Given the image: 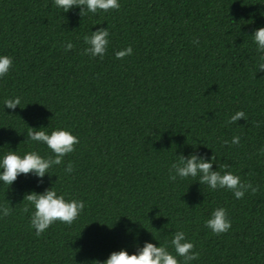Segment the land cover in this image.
I'll return each instance as SVG.
<instances>
[{
	"label": "trees",
	"instance_id": "16d2710c",
	"mask_svg": "<svg viewBox=\"0 0 264 264\" xmlns=\"http://www.w3.org/2000/svg\"><path fill=\"white\" fill-rule=\"evenodd\" d=\"M119 3V11L81 17L54 0H0V56L13 59L0 79V161L9 151L53 155L28 138L29 128L79 138L42 182L31 174L10 187L0 181V207L12 208L0 212V264H103L145 242L176 255L177 231L200 253L190 264H264V53L251 37L264 27V0ZM100 28L110 34L106 55H84V37ZM129 46L132 55L116 59ZM15 97L20 107L6 108ZM238 111L247 121L229 124ZM192 154L215 155L213 171L227 163L259 191L236 199L199 177L170 181L177 156ZM52 187L85 208L71 227L56 222L37 237L24 197ZM219 207L232 226L217 236L205 222Z\"/></svg>",
	"mask_w": 264,
	"mask_h": 264
},
{
	"label": "clouds",
	"instance_id": "9594fccd",
	"mask_svg": "<svg viewBox=\"0 0 264 264\" xmlns=\"http://www.w3.org/2000/svg\"><path fill=\"white\" fill-rule=\"evenodd\" d=\"M54 4L62 9L64 13L79 8L81 17L88 13L119 11L121 7L119 0H54ZM109 35L108 29L100 28L92 32L91 36H85L84 42L88 47L84 49L83 54L103 59L108 50ZM251 37L257 46V52L264 53V27L255 30ZM193 43L198 44L199 41L194 40ZM73 48L74 45L71 42L65 45V51H71ZM132 53L133 49L129 46L124 50L117 51L115 56L116 59L120 60L132 55ZM12 65L13 59L11 57L0 56V79L9 73ZM257 68L259 72H264V55H259ZM4 103L6 108L14 110L17 106L20 107L21 98L7 99ZM241 119L247 121L245 113L238 111L231 116L228 123L235 124ZM27 136L34 142L47 145L53 155L44 158L36 151H31L21 157L15 151H9L0 161V169L3 170L0 173V181L8 187L20 175L31 174L38 177L42 182L54 166L62 165L64 158L76 151V145L79 144V138L65 130L53 131L49 135L42 129L29 128ZM224 144L228 145L229 142L226 140ZM231 144L239 145L240 137L234 136ZM260 154L264 155V149L260 150ZM214 161H216L215 155L210 158V161L209 158L198 154H192L188 157L177 156V162L169 168V180L175 182L177 177L180 179L199 177L200 185H207L213 191L218 189L230 191L236 199H242L246 192L251 191L255 195L259 191L258 185L253 186L251 182L242 181L240 176L227 171L229 168L227 163L220 164L217 162L218 168L225 171H213ZM64 170L70 174L74 171V165L69 162ZM24 201L27 202L23 208L24 213H28L30 207L34 208L31 215V227L35 229L37 237L45 233L56 222L71 227L79 219L85 208L83 201H68L63 195H58L53 187L46 189L42 194L28 193L25 195ZM0 212L4 217H7L11 215L12 208L10 206L0 207ZM205 226L214 235L226 234L232 226L227 210L223 207L215 209L211 214V218L205 222ZM171 245L176 255L170 253L167 246L157 247L152 243L145 242L142 248H137L136 254L129 255L125 250L113 252L103 264H181L177 257L183 259V264H190L191 261L200 257V253L195 251V245L187 240L186 233L183 231L174 233ZM93 264H101V262L94 261Z\"/></svg>",
	"mask_w": 264,
	"mask_h": 264
}]
</instances>
